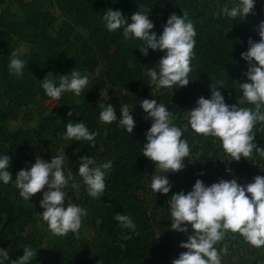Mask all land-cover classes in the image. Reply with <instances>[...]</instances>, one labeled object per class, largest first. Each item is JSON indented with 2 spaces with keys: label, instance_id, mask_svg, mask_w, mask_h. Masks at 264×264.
Instances as JSON below:
<instances>
[{
  "label": "clouds",
  "instance_id": "obj_1",
  "mask_svg": "<svg viewBox=\"0 0 264 264\" xmlns=\"http://www.w3.org/2000/svg\"><path fill=\"white\" fill-rule=\"evenodd\" d=\"M257 0H238L231 8L224 6L221 13L232 20L243 19L248 14H254ZM106 29L110 32L122 29L125 40L139 39L142 46L137 48L143 56L149 50L160 51L163 55L153 64L146 67V75L150 78L148 86H155L158 91L173 90L189 84V73L192 71L191 59L194 55L195 37L197 35L193 23L185 15L172 13L162 25L159 35L154 31V23L148 13L139 10L125 17L120 10L108 8L102 17ZM258 41L248 39L245 51L240 57L247 64L245 79L238 82L241 95L236 103L226 102L219 87L210 85V96H200L195 106L187 113V123L183 127L173 121L174 114L164 103L157 99L144 98L139 101L150 127L144 132L142 155L154 164L155 175L152 176L150 189L155 194L166 195L172 185L165 173H176L185 168L184 161L190 155V145L184 132L190 128L204 137H214L219 143L224 161H239L250 158L253 150L264 157V147L255 143L256 134L252 131L257 121H264V20L258 25ZM28 62L13 52L8 64L10 73L22 76ZM48 73L42 79L41 87L46 96L59 101L65 93L75 96L84 95L89 86V77L82 75L73 68L65 74H59V80L49 78ZM106 91L104 95H106ZM128 94L127 88L124 89ZM156 95L155 93H153ZM102 110L98 119L103 123L118 120L119 126L129 134L135 127L132 115L133 105H121L117 116L114 106L104 101L99 102ZM252 107H241L243 104ZM73 109L68 112L71 116ZM79 115L78 113H76ZM65 137L69 141H88L90 146L96 145L97 133L90 131L83 120L65 124ZM65 154L52 156L50 160H42L39 156L25 168H21L13 179L9 171L11 158L0 155V183L14 182L19 195L30 201L34 194L40 193L39 206L43 211L39 214L47 223L48 229L59 236L69 232L78 234L82 227V218L86 209L78 204L65 203L68 197L66 191L69 181L79 177L86 186L87 193L92 198L103 195L107 171L112 167V161L97 163L93 156H81L77 174L64 170ZM72 188L78 189L80 183H72ZM46 188V190H45ZM171 215L170 229L183 233L187 238L179 243L185 249L178 254L171 264H223V258L216 244L223 240L226 232L239 233L244 240L254 248L264 246V175H256L246 184L238 183L235 178L206 184L196 179L187 192H173L167 200ZM114 219L121 227L135 229L132 218L122 213H116ZM191 230V231H190ZM127 239V237H124ZM37 256V250L31 246L23 249V255L12 260L11 264H31ZM8 251L0 247V264L9 261Z\"/></svg>",
  "mask_w": 264,
  "mask_h": 264
},
{
  "label": "rangeland",
  "instance_id": "obj_2",
  "mask_svg": "<svg viewBox=\"0 0 264 264\" xmlns=\"http://www.w3.org/2000/svg\"><path fill=\"white\" fill-rule=\"evenodd\" d=\"M97 1L98 3L96 0H0V35L9 40L10 46V52L4 64L6 79L12 83H20L27 89L17 100L4 101L2 107H8L3 123L5 129L9 131L38 130L47 123L65 125L71 117L68 115V112L72 110L69 102L79 103L82 94L75 96L71 92L65 93L59 101H55L46 96L41 87V80L48 73H53L49 78H55L58 81L59 74H65L73 68L89 77V85L94 83L97 86L98 103L101 101L110 103L115 109L120 108L121 105L131 107L132 103V111L146 114L140 108L139 101L144 98L156 99L161 90L158 91L153 86L144 95L130 92L126 95L123 88L113 83L107 69V65L112 61V56L130 58L139 51L137 48L142 46V42L139 39L125 40L122 29L108 31L104 42L102 37H98L96 31L95 33L92 30L88 31L85 20L86 17L98 20L100 15L103 17L108 8L118 9L125 17L129 18L132 13L141 10L148 13L149 19L153 20L155 26L160 22L165 23L170 14L165 6L155 3L154 9L151 10L152 3L148 0H122L130 2L127 6L117 3L107 8L103 0V2ZM228 1L234 2L235 0H221V3L229 7ZM215 3L219 4V0H216ZM255 8L264 17V0H257ZM153 30L157 32V35L160 34V31L155 27ZM195 41L190 73L199 77L209 88L211 83L219 87L218 82L221 81L225 86V82L229 80L227 73L236 69L230 53L214 37L209 27L200 29ZM107 47L111 48L109 52L116 50L111 57L107 54ZM13 52L28 62L22 76L12 74L8 70ZM59 57L60 61L53 60ZM240 72L243 75L245 71L240 70ZM105 90H107V97L104 95ZM220 91L225 95L226 88H221ZM99 106L102 110L100 103ZM187 110L190 108L182 107L180 109V116L186 122L187 113L185 111ZM100 124L102 127L105 126V123L101 121ZM184 124L186 123H182L180 127H183ZM252 131L254 132V128ZM182 138L188 140L190 155L184 161L186 166L183 170L176 173H165L172 185L166 196L167 200L173 192L189 191L198 178L206 184L216 182L221 178L225 180L235 178L238 183L246 184L251 182L256 175H264V157L259 156L255 149L253 155L248 159L242 157L239 161L228 162L224 161L216 138L204 137L190 128L184 132ZM45 141H49L47 147H52L51 149L54 147L55 156L64 152L66 156L63 166L65 173L71 171L76 175L79 163L73 162L65 153L64 145L68 139L64 133L58 132L56 137H53L50 132L46 135ZM47 147L43 142L34 143L35 157L39 156L42 160L48 161L45 156ZM102 152L103 148L100 145L94 155L97 163L101 159ZM4 153L11 158V163L18 156L17 152L10 154L0 150V155ZM11 163L10 172L13 170ZM156 171L154 169L150 174L147 188L143 191L147 197L155 196L149 185ZM72 183H80V187L74 189L71 187ZM0 188L2 189L1 193L9 199L8 202L15 201L13 203H20L23 207L31 209L32 219L23 223L21 235L22 237L30 235L31 243L28 246L33 249L46 250L56 243L63 247H69L71 244L72 248L80 249L86 244L92 247L93 243L101 238L94 211V198L88 195L85 185L78 176L69 181L66 188L68 197L65 201L67 204L75 203L86 209L87 214L82 218V227L78 234L69 232L67 235L59 236L54 235L48 229L47 223L39 215L43 211L39 206L40 193L34 194L30 201H27L19 195V190L14 182L0 183ZM86 197L89 199L83 203V199ZM170 233L173 238L178 239L179 243L187 238L183 233L171 229ZM16 235H18L16 231L9 235L3 246L8 251L10 259L6 264H11V245ZM216 247L221 253L223 264H264V246L254 248L239 233L226 232L225 237L216 244ZM181 251H185V249L178 246V250L171 253L168 258L149 255L142 264H171V261L177 258ZM122 264L128 263L123 262Z\"/></svg>",
  "mask_w": 264,
  "mask_h": 264
},
{
  "label": "trees",
  "instance_id": "obj_3",
  "mask_svg": "<svg viewBox=\"0 0 264 264\" xmlns=\"http://www.w3.org/2000/svg\"><path fill=\"white\" fill-rule=\"evenodd\" d=\"M103 1L106 8L117 3L127 6L130 2ZM148 1L152 3L151 10L154 9L155 3L165 6L169 14L185 15L193 23L196 32L203 27L211 29V33L225 46L235 62L236 69L227 73L229 80L225 82L226 102L229 104L238 102L237 97L241 95L238 82L245 79L240 70L246 71L247 69V64L241 59L240 53L246 50L249 38L256 41L260 39L257 29L260 21L264 20L256 8H254V14H248L244 19L237 17L232 20L221 13V9L226 6L221 3V0L219 4L215 3L216 0ZM96 2L98 3L97 0ZM237 2L238 0L228 1L229 8ZM85 22L88 31L92 30L94 33L96 31L98 37H102L105 42L108 30L102 22V15L98 20L86 17ZM163 24L158 23L155 29L161 32ZM107 48V54L111 57L116 50L109 52L111 48ZM9 52V40L0 35V150L10 154L18 153L17 158L11 163V169H13L11 172L15 178V174L21 168L34 162V143L43 142L47 147L49 141H45L46 135L51 132L52 136L56 137L58 132L65 133L66 128L65 125L47 123L38 130L9 131L5 129L3 123L8 107H2L4 101H15L27 90L22 84L12 83L6 79L4 64ZM162 55L160 51L149 50L147 56H143L140 51L130 58L112 56L107 69L114 84L123 89L127 88L130 93L144 95L150 89L148 86L150 78L146 75L145 69L153 66ZM53 60L60 61L61 59L59 57ZM189 78L190 82L187 86L175 88L173 94L171 90L163 89L156 98L159 103H164L169 107L175 117L173 122L177 126L187 123L180 116L182 107L191 109L195 106L198 97L208 98L210 96V88L204 81L191 73H189ZM96 89L97 86L92 83L85 90L84 95L82 93L80 96L79 103L69 102L74 110L70 120L86 122L89 130L97 133L96 145L90 146L89 142L84 140H68L64 149L73 162L79 163L81 156L94 157L101 145L103 152L99 163L112 161V167L107 171L105 178V191L100 199L94 198V211L101 238L96 240L92 247L86 244L80 249L72 248L71 244L69 247H63L58 243L46 250L34 248L37 250V256L31 264H122L123 262L142 264L149 255L168 258L171 253L178 250V239L173 238L170 233L171 215L166 204L167 194L153 197L143 194L150 174L154 170V164L142 155V143L145 142L144 132L150 127V120L145 119L146 114L132 111L135 127L131 133L128 134L123 127L119 126L118 120L105 123L102 127L98 119L101 109L96 98ZM240 106L254 108L253 105L247 103ZM120 108L115 109L117 116L120 114ZM254 133L257 146L264 147V121L256 122ZM51 148L47 147L45 155L47 160L55 156L54 147ZM1 192L0 188V247H3L6 244V238L16 231L18 235L11 245V259L16 260L23 255V249L31 243L29 234L25 237L21 235L23 223L32 219L31 209L23 207L20 203H13L15 201L8 202L7 196ZM88 199L89 197L84 198L83 203ZM116 213L130 216L135 229L121 227L114 219Z\"/></svg>",
  "mask_w": 264,
  "mask_h": 264
}]
</instances>
